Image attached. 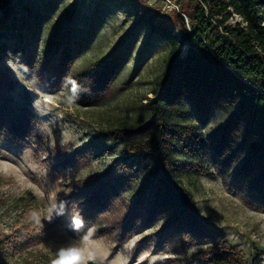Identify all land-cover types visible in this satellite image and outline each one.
I'll list each match as a JSON object with an SVG mask.
<instances>
[{
  "label": "rangeland",
  "instance_id": "374dc122",
  "mask_svg": "<svg viewBox=\"0 0 264 264\" xmlns=\"http://www.w3.org/2000/svg\"><path fill=\"white\" fill-rule=\"evenodd\" d=\"M17 8L24 17L1 39L0 74L10 80L5 90L9 114L21 117L17 120L24 126L16 135L15 120L0 126L5 127L0 130V264H51L60 247L80 244L85 237L97 254L89 264H213L211 252L223 248L245 264L255 257L264 264V208L220 177L210 162L211 150L199 159H180L196 169L178 172L213 233L211 240L196 244L168 233L160 242L165 225L157 217L147 224L146 197L144 215L126 225L132 207L128 198L143 197L152 168L126 154L106 132L135 127L148 118L142 106L154 98L151 92L163 74L169 46L137 20L144 13L173 21L175 1L22 0ZM240 21L233 16L228 24ZM66 28L74 32L72 61L64 77L55 79L50 60ZM111 59L117 60L118 69L98 99L89 106L79 98L68 103L75 75L95 76ZM183 106L188 116L177 123L195 125L199 134L217 142L224 115L213 107L199 111L189 101ZM79 148L84 154L78 152L80 158ZM240 149L229 169L233 176L247 157V149ZM96 182L119 192L109 206L91 211L81 201L84 193L73 194ZM53 194L57 205L63 204V214L49 222L44 217ZM33 211L40 213V225L32 220ZM73 218L82 220L79 228Z\"/></svg>",
  "mask_w": 264,
  "mask_h": 264
},
{
  "label": "trees",
  "instance_id": "16d2710c",
  "mask_svg": "<svg viewBox=\"0 0 264 264\" xmlns=\"http://www.w3.org/2000/svg\"><path fill=\"white\" fill-rule=\"evenodd\" d=\"M17 1L22 0H0V45L5 34L16 29L15 22L24 17ZM174 1L177 9L171 11L175 14L173 21L158 20L144 13L137 20L138 25H145L169 46L163 74L151 92L154 98L142 106L148 118L135 127L106 134L126 154L152 168L143 197H127L132 207L127 210L126 225L144 215L142 201L146 197L147 224L157 217L165 225L158 235L160 242L171 233L197 244L211 240L213 233L199 216L178 176L181 168L187 171L196 168L180 159H199L211 150L209 159L219 169L220 177L264 208V0ZM27 15L28 10L25 23ZM233 16L241 21L230 25L228 21ZM73 36L74 32L66 28L51 57L50 71L55 79L64 77V69L72 61ZM4 50L5 46H0V59ZM117 66V60L111 59L95 76L83 72L75 75L74 81L87 89L77 93L83 105L94 103L111 85ZM0 79H4L0 82V126L8 125V119L15 120L18 124L13 134L16 135L24 124L17 120L21 117L9 114L11 103L5 90L9 89L10 80L1 74ZM184 101L193 103L199 111L213 107L224 115L225 123L217 142L199 134L195 125L177 123L178 118L188 116ZM228 146L232 147L229 153L225 150ZM241 147L247 149V157L233 176L229 169L239 157ZM78 152L84 155L79 148L76 152L79 158ZM118 192V187L96 182L88 191L73 195L84 193L82 199H76H81L83 206L87 205L91 211H98L109 206V200ZM212 252L213 264H245L229 249ZM249 264H262V261L255 257Z\"/></svg>",
  "mask_w": 264,
  "mask_h": 264
},
{
  "label": "clouds",
  "instance_id": "9594fccd",
  "mask_svg": "<svg viewBox=\"0 0 264 264\" xmlns=\"http://www.w3.org/2000/svg\"><path fill=\"white\" fill-rule=\"evenodd\" d=\"M78 91H87V89L82 88L77 84L76 81L73 80L71 82L72 94L67 98L68 103L72 104L76 102V100L79 98L77 95ZM51 199L52 202L46 209L47 215L44 217V219L48 220L49 222L53 219L54 215L59 216L63 214V204L61 203L59 206L57 205L54 194ZM31 218L37 225L41 224V215L39 212L33 211L31 213ZM73 225L75 228H79L82 225V220L80 218H73ZM87 240L88 237H85L84 241H82L80 244L73 243L60 247L56 251L54 258L51 260V264H89L90 261H95L97 254L87 246ZM76 253L80 254L81 259L77 260L75 258Z\"/></svg>",
  "mask_w": 264,
  "mask_h": 264
},
{
  "label": "snow or ice",
  "instance_id": "6c2138e0",
  "mask_svg": "<svg viewBox=\"0 0 264 264\" xmlns=\"http://www.w3.org/2000/svg\"><path fill=\"white\" fill-rule=\"evenodd\" d=\"M85 250H86V249H85ZM89 255H90V254H89ZM75 258H76L77 260L81 259L80 254H79V253H76V254H75Z\"/></svg>",
  "mask_w": 264,
  "mask_h": 264
}]
</instances>
